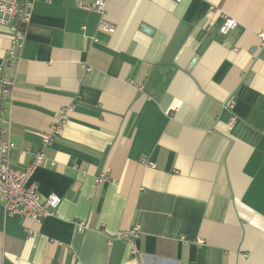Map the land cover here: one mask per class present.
<instances>
[{"label": "crops", "instance_id": "0c3cea01", "mask_svg": "<svg viewBox=\"0 0 264 264\" xmlns=\"http://www.w3.org/2000/svg\"><path fill=\"white\" fill-rule=\"evenodd\" d=\"M30 2L5 65L0 24L5 138L16 168L43 152L29 181L60 203L36 223L0 195V264H264V0H105L110 33L75 0Z\"/></svg>", "mask_w": 264, "mask_h": 264}, {"label": "built area", "instance_id": "2783aa9c", "mask_svg": "<svg viewBox=\"0 0 264 264\" xmlns=\"http://www.w3.org/2000/svg\"><path fill=\"white\" fill-rule=\"evenodd\" d=\"M76 5L87 11L99 14L98 29L104 32H113V26L104 19L105 0H94L93 3H86L84 0H75ZM31 2L30 0H0V24H8L12 29V39L10 46L4 57V65L15 61L23 48L24 33L30 21ZM237 22L231 17H224L219 27L221 34H226L235 26ZM261 44L264 46V33H258ZM95 40V37L92 38ZM85 71H90V67L84 65ZM3 66L0 68V89L4 96L10 92V83L1 74ZM5 109L2 106L0 97V195L3 199L4 210L7 215H18L40 223L45 217L54 214L55 209L60 203L57 195L49 194L41 196L35 183L30 182V176L38 166L46 162L43 152H37L33 156L32 162L24 168H16L10 164V152L14 149V143L5 138L7 118L4 116ZM66 118V113H58V121L51 126L50 131L42 139V145L46 146L58 135L62 123ZM53 165V161H47ZM106 179L101 175L97 181ZM85 222L76 221L78 232L83 231ZM138 227H133L129 231L120 235V238L135 236ZM36 236L35 232L29 231V239ZM135 253L136 249H132Z\"/></svg>", "mask_w": 264, "mask_h": 264}]
</instances>
